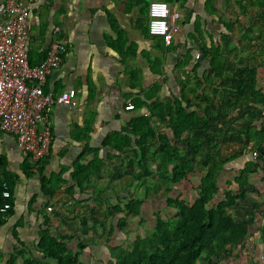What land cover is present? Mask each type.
I'll return each mask as SVG.
<instances>
[{
	"label": "crops",
	"instance_id": "obj_1",
	"mask_svg": "<svg viewBox=\"0 0 264 264\" xmlns=\"http://www.w3.org/2000/svg\"><path fill=\"white\" fill-rule=\"evenodd\" d=\"M180 1L177 2L179 9L171 6L173 12L180 13L171 23L172 44L176 46V51L168 54L166 73L162 76L152 71L149 62V57L158 52L156 38L160 37L147 35L149 13L146 0L34 2L29 19V57L31 53L35 56L33 60L39 61L48 53L52 40L57 38L64 46L63 61L49 76L45 90L60 93L73 88L77 92V104L75 107L57 104L51 113L53 140L46 172L48 175L57 172L66 180L52 199L44 193L38 176L27 177L23 173L24 164H33L30 157L21 151L12 135L0 133V155L6 157L8 169L19 175L11 192L12 212L3 211L7 215L3 217L4 224L0 225V264H6L14 249L20 246L17 237L28 243L38 238L44 217L46 220V207L60 209L62 205L67 208L73 203L65 200L68 187L74 186L76 194L81 193L71 173L72 165L84 150L87 140L72 137L73 132L77 135L81 133L77 126L84 128L93 117L90 144L101 145L107 134L121 130L131 120L134 111L128 106L132 104L131 99L143 95V89L159 81L163 97L178 93L182 68L179 69L177 64L188 50H191L192 60L186 69L197 68L200 76L208 72L210 62L204 49L212 41L226 50L230 70L219 81L213 100L206 102L205 96L195 95L192 98L203 108L207 105V111L214 106L219 110L218 117L212 118L218 126V138L214 140L222 149V159H229L222 176L229 171L225 170L230 162H236L241 169L243 163L251 161L256 168L251 181L256 185L261 182L264 189V49L251 53L249 50L252 47L255 50L256 44L249 46L238 41L239 37L234 35L235 27L232 33L228 32L216 16L205 11V0ZM240 15L235 18H240ZM231 23L236 26L234 21L231 20ZM56 27H59L57 33ZM194 74L192 70L191 77ZM142 111L148 112L146 108ZM204 134L203 130L197 132L201 139H205ZM101 156L104 164L100 173L94 176L95 193L107 190L103 188L108 179L107 172L112 168L110 165H115L113 162L116 159L120 160L116 163H123L129 158L108 147L101 150ZM118 165L113 169L118 170ZM101 176L103 181L99 179ZM194 177H201L200 173L194 174ZM177 189H181L182 193V190H191V186L185 183ZM84 191L89 198L92 187ZM83 198L80 197L81 200ZM259 207L261 210L256 213L255 220H260L262 225L264 204ZM250 238L246 239L247 244ZM248 249L251 250V247ZM250 252H255V249Z\"/></svg>",
	"mask_w": 264,
	"mask_h": 264
},
{
	"label": "trees",
	"instance_id": "obj_2",
	"mask_svg": "<svg viewBox=\"0 0 264 264\" xmlns=\"http://www.w3.org/2000/svg\"><path fill=\"white\" fill-rule=\"evenodd\" d=\"M173 1L175 0L171 2ZM204 3L205 11L216 16L230 33L234 29L231 19L238 17L240 12L246 15L251 11L262 13L261 9L264 8V0H205ZM149 5L150 3H147L148 13ZM196 26L199 27V22ZM146 32L150 36L148 25ZM156 40L155 48L158 52L149 57V62L152 71L162 76L166 73L167 56L170 52L176 51V46L173 44L167 46L164 39ZM222 48V45L212 41L211 45L204 49L205 55L209 58L210 70L201 76L197 68L189 71L186 69L192 60L191 50L183 54L177 64L179 69L182 68L180 71L182 77L178 79V93L163 97L162 84L159 81L143 89V95L131 99L134 106L131 120L121 130L107 134L101 145L90 144L93 117L87 121L84 128L77 126L81 130L80 135L72 133L74 139H85L87 142L72 165L71 176L81 193L85 192L87 187H92L93 195H97V198L100 195L101 201L104 200L102 191L95 193L93 180L104 164L101 156L103 148H112L122 155L138 150L142 153L150 141L166 144L164 150L155 153L158 179L153 185L144 182L143 196L128 191L127 197L118 198L113 205L116 212L125 215L119 219L120 229L128 224L129 216L143 215V205L147 199L152 198L153 190L157 192L166 190L169 193L172 188L186 183L194 191L191 200L181 197L180 194L168 195L164 207L174 211V214H164L163 211V214L157 213L154 226L146 235H137L130 243L109 247V256L104 264H198L202 257L208 259L210 264H219V258L236 249L250 235L248 217L244 209H241V205L248 194L255 190L251 181L254 172L252 164H246L234 179L228 181L229 185L235 186L234 188L225 189L222 186V173L229 159L220 158L223 155L221 147L214 140L217 137L211 138L209 137L211 134L206 133L212 126L211 114L216 118L218 112L213 109L207 111V105L203 108L192 98L195 95L205 96L206 102L213 100L219 81L230 70L227 64L228 55ZM47 54L39 61H34L35 56L30 53L31 64H40ZM192 70L195 72L193 77ZM143 108L148 112L143 113ZM198 130H203L205 139L198 138ZM49 158L47 155L34 161L30 157L33 164L27 162L22 170L27 177L38 176L44 193L52 199L66 180L57 172L47 174ZM0 172L2 174L0 225H2L5 222L3 217L7 215L2 208L6 203H10L11 206L13 203V198L4 197L2 192L4 189L13 192L19 175L8 169L4 155H0ZM198 172L201 177L195 178L194 174ZM66 194L69 200H77L74 186L68 187ZM218 196L220 197L217 198ZM248 208L249 213L254 210ZM11 210L8 209L12 212ZM51 221V215L46 210V220L40 227L38 238L33 243H28L17 237L20 246L14 249L6 264H81V255L88 246L87 243L79 241L76 247L71 236L52 231ZM261 235H264V223ZM1 260L0 254V262Z\"/></svg>",
	"mask_w": 264,
	"mask_h": 264
},
{
	"label": "rangeland",
	"instance_id": "obj_3",
	"mask_svg": "<svg viewBox=\"0 0 264 264\" xmlns=\"http://www.w3.org/2000/svg\"><path fill=\"white\" fill-rule=\"evenodd\" d=\"M153 0H146L150 3ZM168 1L172 8L175 6L179 9V4L176 0L171 2ZM202 2V0H200ZM150 6V5H149ZM262 13H255L251 11L248 15L240 12V18H232L236 24L235 36L238 41L242 43H248L249 46L256 44L255 50L252 47L249 51L255 53L257 50L261 51L264 49V8L261 9ZM179 24V22H177ZM234 31V30H233ZM234 40V39H233ZM233 42V41H232ZM247 44V45H248ZM247 46L248 48H250ZM261 49V50H260ZM223 51L226 53V50ZM219 99V95L216 97ZM212 110V109H211ZM213 110L218 112L217 106H214ZM218 114V113H217ZM210 127L206 133L211 134L209 137L218 138V126L213 123L211 114L210 116ZM213 132H216L213 133ZM205 137V134H204ZM214 138V139H217ZM214 143V142H213ZM166 148L165 143H159L158 141H150L144 151H130L127 154L129 156L123 163H116L119 159L113 162L115 165L119 164L116 168L107 172L108 179L105 181V186L102 191L104 200L97 198V195H87L85 192L76 194L77 200L63 208L61 205L60 209H52L46 207L49 215H51V224L53 226L52 231L54 233L61 232L68 237H72V242L77 247L79 241L87 243V247L84 249L81 255V264H104V261L109 256V247L116 246L119 244L130 243L137 235H146L150 229L154 226L155 215L162 211L169 214H174V211L164 207L166 205V199L168 195L180 194L181 197H185L189 200L192 199L194 191L182 190L172 188L171 192L167 193L166 190L152 191V198L147 199L143 205V215L128 217V224L120 229L118 222L120 217L125 216L123 213H118L113 208V205L117 202L118 198L127 197L122 192L138 193L143 196L145 188L143 183L147 185H153L156 179H158V165L155 162L156 151H161ZM225 153V152H224ZM122 158V156H119ZM222 159V157H220ZM223 160V159H222ZM251 163L253 170L255 171L254 162H245L243 167ZM109 170V169H108ZM229 170V171H227ZM239 168L236 162H230L228 167L222 176V186L226 188H234V185H229L228 181L234 179L239 174ZM103 176L99 179L103 181ZM255 186V190L250 192L247 198L242 202L241 209H244L246 217H248V225L250 232V242L247 244L246 241L242 242L236 249L229 251L228 254L222 258H219V264H262L264 263V235H261V227L259 224L260 220H255V215L261 210L260 205L264 204V189L262 183L257 185L252 182ZM223 189V188H222ZM98 193V192H97ZM67 195V194H64ZM85 197L82 200L80 197ZM218 196L217 198H219ZM69 203H71L68 197H65ZM101 202V203H100ZM91 203V204H90ZM247 207V208H246ZM254 209L251 213L247 212V209ZM264 210V209H262ZM163 214V213H162ZM45 215V213H44ZM44 217V216H43ZM60 218V219H58ZM43 222H45V217ZM251 247L255 249V252L251 253ZM257 256H259L257 258ZM256 257V258H254ZM198 264H210L209 260L202 257Z\"/></svg>",
	"mask_w": 264,
	"mask_h": 264
},
{
	"label": "built area",
	"instance_id": "obj_4",
	"mask_svg": "<svg viewBox=\"0 0 264 264\" xmlns=\"http://www.w3.org/2000/svg\"><path fill=\"white\" fill-rule=\"evenodd\" d=\"M35 1L0 0V133L12 135L21 151L37 161L50 153L53 108L57 104L75 107L77 92L73 88L60 93L45 90L49 76L63 61L64 46L57 38L52 40L47 57L40 64L30 62L27 42ZM179 14L165 0L151 1L149 35L171 45L174 37L171 23ZM58 31L56 27L55 33ZM128 108L133 109V104ZM262 158L264 167V152ZM2 194L12 196L8 189ZM11 207L6 203L2 211Z\"/></svg>",
	"mask_w": 264,
	"mask_h": 264
},
{
	"label": "water",
	"instance_id": "obj_5",
	"mask_svg": "<svg viewBox=\"0 0 264 264\" xmlns=\"http://www.w3.org/2000/svg\"><path fill=\"white\" fill-rule=\"evenodd\" d=\"M179 0H176V2H178Z\"/></svg>",
	"mask_w": 264,
	"mask_h": 264
}]
</instances>
